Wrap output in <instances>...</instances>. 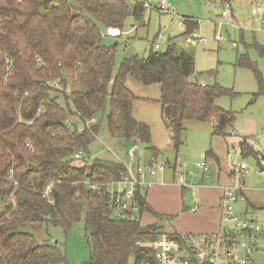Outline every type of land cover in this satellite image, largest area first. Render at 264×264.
<instances>
[{"label":"trees","instance_id":"1","mask_svg":"<svg viewBox=\"0 0 264 264\" xmlns=\"http://www.w3.org/2000/svg\"><path fill=\"white\" fill-rule=\"evenodd\" d=\"M130 9L127 0H0V264L57 263L62 260L57 246L37 243L25 228L50 223L67 230L80 221L90 248L85 264H156L153 242L162 233L157 223L153 230L140 216H111L106 185L125 173L124 165L99 158L74 165L75 153L88 152L97 130L92 125L91 131H78L76 115L91 119L106 101L112 137L150 141V127L132 114L138 97L126 87L128 77L159 85L161 118L175 148L186 121L210 123L212 135H224L234 122L235 113L216 104L232 90L191 80L194 59L176 52L175 43L164 51L150 49L146 57L125 56L114 72L117 49L102 43V31L122 29ZM143 11L142 2H135L131 15L139 20ZM185 25L186 33L197 27L192 20ZM252 46L264 58V45ZM236 64L254 74L253 101L264 97L257 65L245 54ZM69 114L78 125L66 124ZM240 145L245 155L255 154L245 140ZM86 182L103 185L91 189ZM136 200L139 215H161L140 191Z\"/></svg>","mask_w":264,"mask_h":264},{"label":"rangeland","instance_id":"2","mask_svg":"<svg viewBox=\"0 0 264 264\" xmlns=\"http://www.w3.org/2000/svg\"><path fill=\"white\" fill-rule=\"evenodd\" d=\"M142 0H129L131 6ZM145 9L143 23L137 24L130 13L123 21L121 36L115 38L104 35L102 43L106 46H115L117 49L114 72L119 61L130 55L146 57L149 50H154V44L159 43L160 49L164 51L168 44L175 40L176 52L184 50L194 58L195 76L206 85L218 84L232 90V95H223L216 99V104L225 110L235 113V120L231 126L224 130L225 136L212 135L210 123L199 121H186L185 130L180 134V144L173 147L170 141L171 131L165 125L160 114V105L157 102L159 97V85H144L128 77L125 81L126 87L137 97L132 104V114L135 119L147 124L150 127L151 138L149 142L126 141L112 137L107 130L106 115L109 110V102L106 101L104 108L95 115L97 126L95 140L89 145L88 152H83V160L76 161L74 165H90L94 158L120 161L131 169L137 163L146 166L151 162L155 177L150 179L151 186L148 189L147 197L152 208L161 214L156 217L153 213L144 211L134 213L140 216L143 224L156 222L160 232L171 234L174 231L197 232L196 228L201 220L198 216L201 212L191 213L188 208L193 203H198L199 190L195 185L227 183V178L222 174L220 181L207 178L200 182L203 171L196 166L204 161L207 165V174L216 172L219 167H226L228 158L227 149L238 145V137H246L258 150L260 156L264 157V97L253 101V93L257 91V84L253 72L249 68L236 64L237 56L245 54L254 62L264 78V58L256 52L254 43L264 45V32L243 31V42L239 40V29L231 26L228 19L221 14L224 9L230 6L237 11L239 22H246L255 19L252 14V6L246 0H166L171 11L162 12L154 7ZM183 17H190L198 21V32L207 37L205 44H194L186 42L185 36L179 27ZM194 21V22H196ZM251 25V23H250ZM133 26L131 32L129 31ZM157 36H163L156 40ZM231 41H236L238 47H232ZM210 72V73H209ZM76 86L71 87L75 90ZM63 103V102H62ZM67 118L79 122L75 115H67ZM233 132V134H231ZM134 149V157L128 155L129 150ZM212 151L219 159V163L204 152ZM231 160L245 162L248 171L240 177L244 182L249 201L262 205L264 199V162L259 164L252 155H240L234 153ZM165 165L163 169L158 166ZM262 167V168H261ZM145 180H149L147 171L144 170ZM224 173V172H223ZM225 174V173H224ZM238 176L235 182L238 183ZM187 183V189L180 188V185ZM241 183V182H240ZM243 185V184H242ZM186 187V186H185ZM120 189V185L108 186L107 190ZM248 190V191H247ZM144 194V192H142ZM243 201L234 204L236 212L241 211ZM178 211L180 213L178 214ZM112 217L116 216L114 213ZM203 220V219H202ZM33 234L37 243L55 244L62 253V260L55 264H85L90 256V248L86 242L83 222L80 221L65 230L60 226L44 223L37 229L25 228ZM254 264H264L263 252L253 255ZM131 263V260H130Z\"/></svg>","mask_w":264,"mask_h":264},{"label":"built area","instance_id":"3","mask_svg":"<svg viewBox=\"0 0 264 264\" xmlns=\"http://www.w3.org/2000/svg\"><path fill=\"white\" fill-rule=\"evenodd\" d=\"M252 6V14L255 19L246 22H239L236 9L231 6L224 9L221 16L229 20L231 26H236L239 33L244 30L249 32H263L264 31V0H246ZM144 9L151 8L153 0H142ZM154 7L162 12L171 11L170 5L166 0H157L154 2ZM192 20L188 17H183L179 23L180 29L185 36L186 42L194 44H205L207 37L201 35L197 27L191 32L186 33L185 22ZM251 23V25H250ZM121 34V30L117 27H108L105 35L109 37H117ZM161 40L163 36H158ZM232 47H238L236 41H231ZM154 49L159 50V43L154 44ZM9 62V60H7ZM204 86V82H200ZM80 124L77 126L78 131H91L92 125L96 123L95 117L91 119H81L79 114L76 115ZM66 124H71V120L67 119ZM233 134V132H231ZM246 138V137H244ZM242 136L238 137V145L228 148L226 156L228 158L226 169L235 176L242 177L246 174L248 167L245 162H235L231 160L234 153L245 155V149L240 145V142L246 141L248 146L253 144ZM82 150L75 153V157L80 161L83 160ZM128 155L131 159L134 157V149L129 150ZM261 162L262 159H259ZM119 163H122L118 161ZM125 167V173L118 180L109 182L106 185H120V189L108 191V203L112 211L111 214L117 219L124 217H133L137 213L139 207L136 200V192H145L152 184L150 179L155 177L153 172V164L140 165L137 163L135 168L131 169L129 166L122 163ZM165 165L158 166L163 169ZM203 172L208 171L207 165L204 161L196 164ZM144 170L147 171L149 180H145ZM88 183L91 189H98L103 184L94 182ZM182 186H187V183ZM50 191L48 185L44 191L47 196ZM244 199V186L238 182L228 184L222 187V196L220 200L219 212V228L214 232L198 233L185 232L180 233L177 238L170 237L167 233H160L153 242V249L155 252L156 264H254L253 255L263 252L264 247V206L252 210L250 207L247 211L250 215H240L235 210L233 205L237 200ZM199 208L197 204L192 205L189 210L196 211Z\"/></svg>","mask_w":264,"mask_h":264},{"label":"crops","instance_id":"4","mask_svg":"<svg viewBox=\"0 0 264 264\" xmlns=\"http://www.w3.org/2000/svg\"><path fill=\"white\" fill-rule=\"evenodd\" d=\"M129 1V0H127ZM142 2V1H141ZM133 8V5L131 6V9ZM131 9H130V15H131ZM144 12H145V9L142 13V16L139 20H136L137 24H142L143 23V17H144ZM132 16V15H131ZM134 18V17H133ZM133 28H136L135 26H133L129 31H126V33H129L131 32V30ZM121 30V29H120ZM105 30L102 31V34L104 33L105 34ZM264 32V31H263ZM123 33V31L121 30V34ZM257 33V32H256ZM121 34L119 36H121ZM183 34V33H182ZM243 34L240 33L239 35ZM184 35V34H183ZM158 37V36H157ZM156 37V40H158V38ZM112 38H115V37H112ZM208 41V40H207ZM172 43H177L175 42V40H172L171 41ZM194 59V58H193ZM198 81V80H197ZM198 82H202V81H198ZM259 99V98H257ZM256 99V100H257ZM139 121V120H138ZM222 136H225L222 135ZM254 147V146H253ZM228 150V149H227ZM253 152L255 154H252L258 161V155L257 153H260L258 150L255 149V147L253 148ZM209 152V153H207ZM205 156H209L211 157L212 159H215L218 163H219V159L218 157L215 155V153H213L211 150L210 151H206L204 152ZM248 155V154H246ZM250 155V154H249ZM245 156V155H244ZM263 157V156H261ZM264 158V157H263ZM259 162V161H258ZM264 162V160L261 161V163ZM260 163V164H261ZM262 168V167H261ZM248 171V170H247ZM225 174H224V173ZM247 173V172H246ZM226 175L225 177L227 178V183H225L224 185H219V184H216V183H211V184H207V185H202V184H199V185H195L196 189L199 190V194H198V203H193L194 204H197L199 206V208L194 211V212H191L189 210V207L188 208V211H190L191 213H197L200 212L199 210L201 209V212L199 213L200 216H198L201 220L198 222L197 225H199L198 227L196 226V228H191V229H195V230H198L197 232L198 233H208V232H214L216 230H218L219 228V224H218V221H219V212H220V200H221V196H222V187L225 186V185H228V184H233L235 182V179H236V176L230 172L227 171L226 167H219V169L216 171V172H212L211 174H207V171L206 172H203L202 175L200 176V182L202 183L203 180H205L207 178L208 179H211L213 177V180H216L217 182L220 181L221 179V175ZM238 181L241 182V184H243L244 186V199H239L240 201H243L244 205L241 207V211L240 212H237L238 214L244 216V215H250L252 214L251 212L247 211V208H251L252 210L254 209H257V208H260V207H263L264 206V201H263V204L262 205H256V203H252L251 201H249L250 197L248 196V194L246 193V188H245V185H244V182L243 181H240V177H238ZM180 188H183V189H187L188 187L186 186H182L180 185ZM149 189V188H148ZM148 189L144 192V195H145V200L147 202V204L149 206H151V204L149 203V200H148V197H147V192H148ZM248 191V190H247ZM237 200L235 204H237V202L239 201ZM264 200V199H263ZM152 208V206H151ZM153 209V208H152ZM154 210V209H153ZM155 211V210H154ZM157 212V211H155ZM159 213V212H157ZM180 213V211H178V214ZM203 219V220H202ZM175 233H181V231H174ZM184 233L186 231H183ZM189 232V231H187Z\"/></svg>","mask_w":264,"mask_h":264},{"label":"water","instance_id":"5","mask_svg":"<svg viewBox=\"0 0 264 264\" xmlns=\"http://www.w3.org/2000/svg\"><path fill=\"white\" fill-rule=\"evenodd\" d=\"M150 228H152L153 230H155L156 229V222H152V223H148L147 224Z\"/></svg>","mask_w":264,"mask_h":264}]
</instances>
